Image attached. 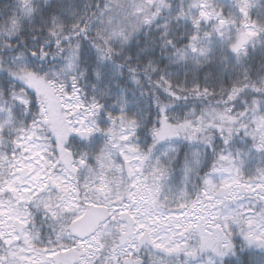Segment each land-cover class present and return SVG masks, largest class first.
I'll use <instances>...</instances> for the list:
<instances>
[{
    "label": "snow or ice",
    "instance_id": "snow-or-ice-1",
    "mask_svg": "<svg viewBox=\"0 0 264 264\" xmlns=\"http://www.w3.org/2000/svg\"><path fill=\"white\" fill-rule=\"evenodd\" d=\"M0 264H264V0H0Z\"/></svg>",
    "mask_w": 264,
    "mask_h": 264
}]
</instances>
